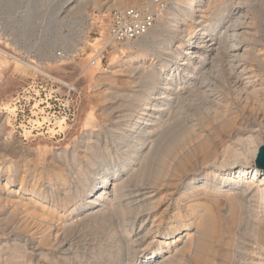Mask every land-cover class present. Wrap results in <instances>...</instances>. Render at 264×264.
<instances>
[{
	"label": "bare ground",
	"instance_id": "6f19581e",
	"mask_svg": "<svg viewBox=\"0 0 264 264\" xmlns=\"http://www.w3.org/2000/svg\"><path fill=\"white\" fill-rule=\"evenodd\" d=\"M73 1L77 2L74 6L75 9L73 10L72 7V10H65L66 15L63 18L66 19L68 15L72 16L73 12H77L76 9L80 8V6L82 9V5L86 6L88 2L91 4L96 2V0ZM57 3H59L58 0ZM68 3L64 1L59 5V9L65 8ZM134 3L135 0H113L107 8L113 5V7H122L126 4L132 5ZM240 3L238 0H190L189 4L180 1L176 6L171 7L174 10V13H172V10L170 11L171 14H175V10L179 12L178 20L175 21L174 25L171 26V24L166 22L164 18L166 13L161 12L157 21L160 22L158 26H156V23L145 35L138 39L114 45L107 60V69L110 68V76L113 79L126 75L132 76L133 74H139L142 81L149 79L155 70V65L145 67L143 62L145 63L149 57V49L160 44H163L161 46L163 54L175 58L174 64L179 63L177 65H179L181 73L179 74L178 72L177 76H170L171 74L168 72L165 75L162 83L156 87V93L151 94L146 99L144 98L143 107L138 112L139 116H136L135 122H132L126 129L124 128L121 131L120 137L113 134V139L106 138L102 141L99 133H96V129H94L97 126L94 127L93 123H91V127L89 126L90 123L89 125L84 124L88 125L89 129L84 132L85 136L80 146L83 147L81 149L83 161H86L87 165H89L87 167H94L96 174L100 177V179L94 178L95 181L91 188L85 185L88 177H90L85 167L81 168V174L76 173L78 175L76 180L80 181L79 183L76 181L78 185L75 186L76 189L73 186L75 189L73 191L70 186L72 177L63 178L60 186L51 185L53 181L50 179L52 176L60 177V171L52 174L53 171L51 170L52 176L48 177V184L42 183L38 185L40 179L38 177L40 176L37 177L34 174L33 181L31 182L30 180L29 187L24 188L25 172L28 171V167L30 169V166L27 167L25 162L20 165L12 163L2 165V169L0 168V203L3 201L10 202L15 207H18L25 200L27 201L26 204L30 205L31 211L39 212L43 218L58 219L63 222L64 226L68 227L82 225L87 223V221L100 220L103 222L106 220L108 222L107 218L116 214L120 216L119 225L116 222L117 228L119 226L120 229L117 230L115 227V230L114 226L112 227L110 224L111 227L108 226L111 230L110 236H108L109 240L105 238L107 235L100 240L101 244L97 248L98 251H96L98 254H93L92 257L87 259L74 254V260L65 255L61 259L53 258V254L48 252L51 248L50 246L53 245L47 237H41L40 241L37 240L38 242H36L35 246L37 249L34 251L36 254L30 251L27 252L28 249L25 244L15 246L17 244L15 242H13L15 247L11 246L13 248L10 251L8 249L6 251V237H2L0 240V264H29L33 256H37L38 259L45 261L47 264H60V261H62L61 264H193V262L194 264H264V170L258 169L255 165L258 146L255 145L252 135L242 137L241 133L237 131L235 136L241 143L226 145V141L220 139L221 141L218 144L221 149L219 150L213 146L214 144L212 145L209 137V139L201 137L196 130L197 127L185 128L175 137L177 139L174 138V142L175 140L177 141V146L176 143L174 145L169 142L173 146L168 150V155L165 156H168L167 159L170 156L176 157L178 149L188 147L186 145L190 142L192 143V141L194 144L186 148L185 151H179L181 155L177 165L171 163L174 166L172 173L168 169L171 174L167 170L163 171L164 168L168 167L165 164L166 162H164V168L162 165L160 174L154 173L155 175H153L152 172V174H147L149 164H152L150 162L153 161L152 158L154 159L153 149L158 145L157 142L161 138H165L162 135L166 132L163 128L166 121L163 120L164 114L162 115L161 113L166 115L169 106L173 102L180 100V97L182 99H190L193 107L195 106L199 110L203 108L210 112L212 119L219 120L220 128L227 130L232 126V121L225 118L224 110H231L232 108L230 107L233 106L228 107L227 94L229 93V88L226 89L224 83L226 79L223 77V69L228 71V77L231 78L234 87L232 93L237 99L240 97V100L241 97L250 95L261 98V94H264V78L257 80L255 78H258L256 70L251 66V64H255L254 66L259 64L258 68L264 67V56L261 55V48L257 46L259 42L253 32L255 26L251 16V9L248 6L245 9L244 7L242 8ZM59 14L60 12L53 14L52 20H50L53 24H56L54 22L60 16ZM81 15L83 16V14ZM197 22L201 25L198 30H196L197 27H192ZM168 27H171L169 32L166 30ZM104 31L100 33V36L95 37V43L101 44V48H104V45L109 42ZM165 33L174 34V37L180 40L184 39L187 41L190 39V41L187 47H184L182 53H179L172 47L171 43L173 42L163 41ZM82 42L83 44L88 43L87 39ZM262 45L264 46V44ZM119 50L125 51L123 57L119 55ZM57 61L61 63L59 60ZM97 62L99 63L100 61ZM4 63L6 64V62ZM159 63L161 64L160 60ZM29 67L32 66L30 65ZM107 69H105L106 72ZM176 80H178V83H175ZM105 93L101 92L100 97L105 99ZM123 93L121 94L124 95ZM118 94L120 95V93ZM136 96L137 94H133L131 98H137ZM111 97L114 98V96H110L106 101ZM124 100H127V97ZM101 103L100 101L98 105ZM103 103L104 105L106 104L105 101ZM182 104L177 105L181 106ZM103 106H101L103 110L100 108V111H102L100 114L108 110L103 108ZM169 110H172V107ZM105 116L107 115L105 114ZM4 117L3 115L0 116V129L4 124ZM126 119L129 122L131 118ZM140 120H142V123H139ZM68 153L62 150L60 156L62 157L63 155L65 157H62L63 160L71 157L70 159L73 162L71 165L79 166L82 158L79 160L80 157L76 150L72 149ZM197 156L200 158L199 162H201V165L209 164L210 161L212 163L210 162L205 171L199 174L191 173V175L187 176L186 184L181 189L179 197H177L175 217L170 220V224L165 229L159 232L160 228H156V233L149 236L156 218L151 220L152 225L148 228V222L146 221L151 218L153 209L156 208L158 203L161 204L163 200H166L165 197L167 198L168 195L162 192L163 188H174V185H176L174 184L175 179L179 176L177 172L179 166L184 169L185 161L186 165L187 163H192V159L194 158L195 161ZM40 157L42 158V155ZM219 157H221L220 161ZM105 158L107 161L103 164L102 162ZM55 161V159H52L51 162ZM169 162L167 160V163ZM192 164L194 165L195 163ZM172 165L169 166V169H171ZM195 165L198 166V164ZM195 165L193 167H196ZM184 170L186 171L187 168ZM158 171L156 169L157 173ZM16 172L24 173H22L19 186L15 190L11 188L13 186L11 183ZM45 176H48V174ZM145 180H150L151 186L146 185ZM133 183L145 185L139 188L143 192L134 201L131 202L129 198V202L125 200L127 203H122V198L126 196L125 192L133 186ZM45 187L53 189L52 193H57L56 195L67 188L72 189L70 191L67 190L68 201L65 203L66 199L64 202L58 199L48 201L46 199L47 195L43 191ZM75 193H77L76 196ZM168 194L170 193L168 192ZM169 204L170 202L167 203L166 209ZM245 205L251 206L253 209L248 212ZM42 219H38L39 224L42 223ZM242 224H244L243 230L247 232L249 238L247 239L248 241L240 242L237 239V235L238 229H240ZM63 250L62 254H69L66 248Z\"/></svg>",
	"mask_w": 264,
	"mask_h": 264
},
{
	"label": "rangeland",
	"instance_id": "374dc122",
	"mask_svg": "<svg viewBox=\"0 0 264 264\" xmlns=\"http://www.w3.org/2000/svg\"><path fill=\"white\" fill-rule=\"evenodd\" d=\"M64 1H67L69 3L65 8L59 9V5ZM146 1L147 0H135V3L132 5L140 6ZM162 1L165 5V9L163 10V12L166 13V15L164 16L165 21L171 24V26L175 24V21L178 20L177 17L179 16V12L176 10L175 14H171V10L173 11L172 13H174L173 8L171 7L176 6L180 1H184L187 4L190 3V0ZM238 1L239 3H242H240V6L242 5V8L244 7L245 9L248 6L251 9V16L253 18V24L255 26L253 28V32L254 34H256V39L259 42V45L257 46L261 48V55L264 56V46L262 45L264 44V0ZM56 2L57 0H0V116H5L4 124L0 129V168L5 163L20 165L25 162L27 167L30 166V169L28 167V171L25 172L26 178H24V188L29 187L30 183L33 181L32 179L34 174H36L37 177L40 176L38 177L40 178L38 181V185L42 183L48 184V177L59 171L61 174L60 177L52 176L50 180L53 181V183L51 182V185L55 187L60 186L63 178L72 177L70 186L72 188L74 186L75 188V186L78 185L80 181L76 180L78 179L77 174H81V168L85 167L87 169V174H89L90 176L88 177V181H86L85 185L91 188L95 181L94 178L100 179V177H98V175L96 174V169L94 167H87L89 165H87L86 161H83V153L81 152V149L83 147L80 146L85 136L84 132L89 129L88 127H91V123H93L94 127L97 126L96 128H93L96 129V133H99L102 141H104V139L106 138L113 139V134H116L120 137L121 131L124 130V128L126 129L132 122H135L137 118L136 116H139L138 112L143 107L144 100L151 94L156 93V87L162 83V79L165 77V75L169 72L171 74L170 76H177L178 72L179 74L181 72L179 65H177L179 63L174 64L175 58L164 55L162 51L163 48L161 47L163 44H160L157 47L152 46L149 49V53L151 54V56L149 54L146 62H143V65L145 64V67H147L148 65H155V70L152 73L151 77H149V79L142 81L139 74H133L132 76L126 75L127 77L120 76V78L115 77L113 79L110 76V68L107 69V60L108 55L110 51L113 50L114 46L101 48V44L98 45L97 43H95V37L100 36V33L106 29L107 16L110 9L126 8L132 5L126 4L122 7H113V5L107 8L109 5H111L113 0H96V4H91L88 2L86 3V6L82 5V9L80 6V8H78L80 9L79 11L78 9H76L77 12H73L74 14L71 13L73 15H68V18L66 17L65 19L63 18V16L66 15L65 10H72V7L74 10V6L77 4V2H74L73 0H58L59 3L57 4ZM57 12H60V16L57 17L58 21L56 20L54 22L56 24H53V22L50 20H52L53 14ZM79 13L83 14V16H80ZM175 15L176 17L174 18ZM83 19L85 20L83 21ZM159 24L160 22H157L156 26H158ZM200 26V23L197 22L196 24H193L192 27H197L196 30H198ZM170 28L168 27L166 29L167 32L170 31ZM195 28L193 29L195 30ZM104 33L106 36L105 31ZM84 39H87V44H83L82 41ZM163 41L170 43L173 42L171 43L172 47L175 48V50L179 53H182V50L184 49V47H187L190 39L187 41L184 39L180 40L178 38H175L174 34L165 33L163 36ZM118 53L121 57L125 55V51L123 50H119ZM57 60H59L61 63H59ZM159 60L161 61V64L159 63ZM97 61L100 62L98 63ZM4 62H6V64ZM30 65L32 67H29ZM254 65L251 64L258 75V78H255L257 80H259V78L263 79L264 67L261 66L260 68H258V66H260L259 64L258 66ZM105 69H107V72ZM223 77H225L226 79L225 80L223 78L225 80L224 83L226 89L229 88V93L227 94V99L229 100L228 107L233 106L230 107L232 108L231 110H224V116H226L225 118H228L230 121H232V126L227 130L223 129L222 127L220 128L219 120L212 119L210 112H207L203 108L199 110V108L195 106L193 107L191 103L192 101L190 99L187 100L180 97L181 101H175L173 102L174 104L172 103L169 106L170 109L172 107V110H169L168 108V112L166 111V115L165 113H161L162 115L164 114L163 120L166 121L163 125V128L166 132H164V134L162 135V137L164 136L165 138H161V141L159 140L160 142H157L158 145L155 146V150L153 149L154 155L156 156L153 155L154 159L152 158L153 161L150 162L152 164H149V170L147 171V174H150L151 172L153 173V175L160 174L159 172L162 171V165L164 168V162H166L165 164L168 167L166 169L164 168L163 171L168 169L172 173L174 168L173 165H177V161L179 160V157L181 155V152L179 151H185L186 148H189V146L191 147L194 144V142L192 141V143L190 142L191 145L190 143L186 145L188 147H182L178 149V156L175 155L176 157L169 155L170 158L167 159L168 156H165L168 155L167 152L173 146V144L177 142L176 140L174 142V138L185 128L197 127L196 130L200 133L201 137H209L212 145L214 144L213 146H215L216 149L219 150L221 148L218 143H220L221 140L226 141V145H231L232 143H241L235 136L237 131L241 133L242 137L252 135L255 145H257L258 147L264 144V94H261V98L250 95L247 97H241V99L243 98V100L245 98L244 101L241 99L239 100L240 97L237 99L236 96H234V94L232 93L234 87L232 85L231 78L228 77L227 69H223ZM176 82L178 83V80H176L175 83ZM105 90H108L107 93H105ZM101 92L105 93V95L107 96H105V99L100 97ZM118 93H120V95ZM121 93H123L124 95H122ZM131 94H137V98L132 99ZM108 96H114V98H110L112 102L110 101V99L107 100L108 102L106 101V99L109 98ZM126 97L127 100H124L126 99ZM100 101L102 103L99 104V106L98 103H100ZM104 101L106 103V106L103 103ZM177 104L182 105L179 106ZM101 106L108 109L106 110L107 112H104L107 116H105L104 113L100 114L102 112L100 111V108L101 110H103ZM172 111L176 112H173L176 114V116L175 114L171 113ZM228 114L229 116H227ZM121 117H124L125 119H122ZM94 118L95 120H97L95 121ZM126 118L131 119L128 122ZM166 118L168 119V121ZM141 121L142 120H140L139 123H142ZM84 124H88L89 126ZM211 137L213 138L211 139ZM69 142L71 145L69 144ZM169 142L173 144H170ZM167 144H169V148ZM72 149H75L78 153V156L80 157L79 160L82 158L79 162V166L73 164V167L71 165L73 163L70 159L71 157H67L65 161L62 159V157L64 156H60L62 150L68 153L69 151L71 152ZM161 152L164 153L162 154ZM40 154L42 155V158L40 157ZM161 158L162 160H165L162 161ZM175 158L177 160H173ZM52 159H55L56 161L52 163ZM199 159V156L195 158V161L194 158L192 159V163L198 164V166L194 164L196 167H193L194 165L191 162L189 164H191L192 166L188 163L186 165L185 161L184 169L187 168V170L185 171L183 168H180L181 166H179V170L177 169L179 176L177 178L178 180L175 179L174 184L176 185H174V188H163L162 192L168 195H166L167 198L165 197L166 200H163L161 204L158 203L156 208L153 209L151 218H148V220L146 221L148 222V228L150 227V225H152L151 220L156 218L153 225L154 227H152L149 236L156 233V228H160L159 232L165 229L170 224V220L175 217L174 214L176 212V201L178 200L177 197H179L181 193L180 191H182L181 189L186 184L185 182L187 181V176L191 175V173L199 174L205 171L206 167H208L211 162L210 161L209 164L207 163L205 165H201ZM167 160L168 162H170L167 163ZM220 160L221 157H219V161ZM63 161L65 164L67 162V164L69 165H65ZM106 161L107 159L105 158L102 163L104 164ZM161 161L162 164L160 165ZM56 163H59L58 166ZM153 165L154 167H152ZM170 165H172L171 169H169ZM156 169L157 171L158 169L161 170H159L157 173ZM51 170L53 171V173ZM168 170L167 172H169ZM180 171H182L183 173ZM22 173L24 172L14 173L11 183V185L13 186L11 188H14L15 190L18 188ZM47 174L48 176H45ZM67 174L68 176H66ZM150 178L152 177L150 176ZM144 182L146 185H150V180H145ZM139 184L140 183H133V186L130 187L131 189L129 188L125 192L126 196L122 198V203H127L130 200L132 202L139 196V194L141 195L143 191L139 188L145 185L140 184L139 186ZM72 188H67L62 192L60 191L61 193L59 192V194L62 195L61 196L58 194L60 197L56 195L57 193H52L53 189H50V187H45L43 191L47 195L46 199L48 201H54L58 199L64 202V200L66 199V203L68 201L67 192ZM74 188L72 189L73 191L76 189ZM48 189L50 190V192ZM168 192L170 194H168ZM76 194L77 193H75V196ZM26 202L27 201L23 200L21 204L22 206L19 205L18 207H15V205H12L10 202L3 201L2 203H0V240L2 239V237H6V251L7 249L8 251H10L13 247L19 244H25L26 248L28 249L27 252L30 251L35 253L34 251L35 249H37L35 248L36 242L40 241L39 239L41 237H47L51 240V243L54 246H50L51 248L48 250L50 254H53V258L61 259L65 255L73 259L75 257L74 254H77L80 257L83 256V259H87L89 257H92L93 254H98V252L96 253V251H98L97 248H99L101 244L100 240H102L105 235H107L105 236V238L108 239V236H110L109 233L111 232L109 228L111 226L117 228V224L119 225L120 223V216L114 214L110 218H107L109 220L108 222L106 220L103 222L100 220H95L87 221V223H84L82 225L80 224L77 226L68 227L64 226L63 222L58 219H49L46 217L43 218L39 212L31 211L32 209L30 208V205L26 204ZM166 202H170L167 209ZM245 206L247 207L245 208L248 212L253 209V207L251 206ZM115 218L117 219L115 220ZM38 219H42L45 223L42 221V223L39 224ZM108 226L110 227L108 228ZM244 227V224H242V226H240V229H238L237 239L240 242L248 241L247 239L249 238L247 232L243 230ZM118 229H120L119 226L117 230ZM11 246L13 247L11 248ZM64 248L67 249V253L69 254H62ZM61 263L62 261H60V264ZM29 264L47 263L41 259H38L37 256H33L31 257V261Z\"/></svg>",
	"mask_w": 264,
	"mask_h": 264
},
{
	"label": "built area",
	"instance_id": "2783aa9c",
	"mask_svg": "<svg viewBox=\"0 0 264 264\" xmlns=\"http://www.w3.org/2000/svg\"><path fill=\"white\" fill-rule=\"evenodd\" d=\"M164 7L162 0H147L140 6L110 9L105 29L109 42L104 48L145 35L157 23Z\"/></svg>",
	"mask_w": 264,
	"mask_h": 264
},
{
	"label": "water",
	"instance_id": "95a60500",
	"mask_svg": "<svg viewBox=\"0 0 264 264\" xmlns=\"http://www.w3.org/2000/svg\"><path fill=\"white\" fill-rule=\"evenodd\" d=\"M255 165L258 169L264 170V144L257 149Z\"/></svg>",
	"mask_w": 264,
	"mask_h": 264
}]
</instances>
